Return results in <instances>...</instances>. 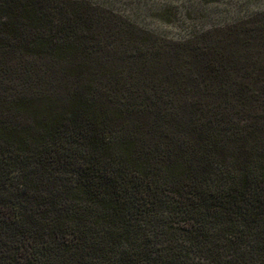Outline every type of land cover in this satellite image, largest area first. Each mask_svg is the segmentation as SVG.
<instances>
[{
    "label": "trees",
    "instance_id": "1",
    "mask_svg": "<svg viewBox=\"0 0 264 264\" xmlns=\"http://www.w3.org/2000/svg\"><path fill=\"white\" fill-rule=\"evenodd\" d=\"M253 17L176 40L0 0V264H264Z\"/></svg>",
    "mask_w": 264,
    "mask_h": 264
},
{
    "label": "rangeland",
    "instance_id": "2",
    "mask_svg": "<svg viewBox=\"0 0 264 264\" xmlns=\"http://www.w3.org/2000/svg\"><path fill=\"white\" fill-rule=\"evenodd\" d=\"M88 1L121 13L135 25L160 37L176 40L248 22L264 11V0Z\"/></svg>",
    "mask_w": 264,
    "mask_h": 264
}]
</instances>
